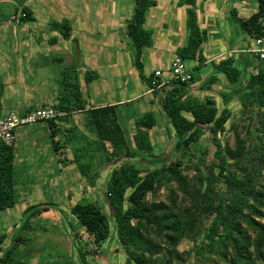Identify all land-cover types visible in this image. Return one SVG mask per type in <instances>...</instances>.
<instances>
[{
    "label": "trees",
    "instance_id": "16d2710c",
    "mask_svg": "<svg viewBox=\"0 0 264 264\" xmlns=\"http://www.w3.org/2000/svg\"><path fill=\"white\" fill-rule=\"evenodd\" d=\"M133 3L126 34L134 48V63L139 77L154 90L152 79L142 74L140 59L142 50L153 45L152 31L145 28V23L148 11L156 6V2L133 0ZM183 4L192 6L194 0L178 2V6ZM22 14L21 23L33 21L27 7L22 8ZM186 14L187 42L176 55L184 61L196 60L200 64L203 60L200 47L206 40V33L200 30L193 8L189 7ZM263 15L264 0H258V12L248 20L238 22L242 30L253 38L263 36L259 24ZM51 24L64 40L70 38L71 28L67 21ZM213 66L226 76L230 84L239 86L237 92L245 93L243 108L247 114L253 110L250 118L253 116L257 122L254 128L257 139L249 142L241 135L238 126L232 124L230 130L234 135V147L226 145L222 148L220 145L217 135L225 132L232 115L228 107L230 95L222 96L224 108L219 113L211 98L199 103L195 99H183V88L174 87L166 91L162 107L175 133V151L185 156L191 155L189 163L196 175L193 178L183 175L186 169L184 157L151 171L122 164L112 172L105 196L115 221L118 244L126 256L125 264H172V255L178 243L196 234L203 237L202 245L194 251L196 261L207 264H264V69L244 80L230 61ZM75 73L74 69L62 72L60 84L63 94L55 110L66 114L85 110L86 103L81 99ZM96 78L94 73L85 74L86 83ZM213 83L214 79H211L208 84ZM173 85L184 87L188 84ZM114 111L113 107L88 111L89 125L100 144L110 147L107 161L136 159L141 154L153 158L148 131L155 126L154 117L147 114L136 122L137 130L131 147L116 122ZM185 114L190 115L191 119H187ZM55 120L46 123L50 129L51 144L57 151V143L53 141L57 133ZM243 130L247 134L251 132L245 127ZM205 131L210 135L214 150L202 170L204 156L209 152L200 150ZM14 159L13 145L6 146L0 142V212L13 208L15 204ZM194 159L196 163H193ZM170 182L176 187L169 191L167 202L146 199L148 195L154 199L160 188ZM176 190L181 193L180 198ZM46 211V207L32 206L25 210L24 215L28 220ZM70 212L97 249L106 243L110 236V224L96 203H77ZM205 220L209 224L204 229ZM27 224L29 222L25 221L24 228ZM5 239V235L0 236V264H19L14 262L12 253L25 239L15 238L7 249L4 248ZM79 253L81 264H88L86 253ZM165 253L167 257L163 260L160 256ZM189 256L190 252L181 255L180 261L186 264Z\"/></svg>",
    "mask_w": 264,
    "mask_h": 264
},
{
    "label": "crops",
    "instance_id": "0c3cea01",
    "mask_svg": "<svg viewBox=\"0 0 264 264\" xmlns=\"http://www.w3.org/2000/svg\"><path fill=\"white\" fill-rule=\"evenodd\" d=\"M180 1L183 0H155L156 6L147 13L145 28L152 31L153 45L142 50L140 60L142 74L145 78L152 79L154 90L139 77V73L136 75L137 69L130 53L128 59H124V61L128 60V66H123L120 57L122 51L127 52V48L134 50L126 34V26L133 11L128 8L126 0H76V7H69L68 2L61 0L63 9L60 12L53 3L40 0L38 8L30 11L33 18V21L27 22L30 26L22 23V26L10 27L7 22L0 25V56L2 57L0 68L2 70L4 68L5 80V82L0 81V117L10 111L26 113L44 107L54 108L58 105L63 94L60 84L62 77H58V74L56 77V72L52 71L51 66L54 63L59 65L66 63L64 70H76L81 99L86 103L85 110L64 113L63 116L56 118L54 126L56 130H60L53 139L58 144L57 153L52 148L50 139L37 138L36 134L42 132L41 127L23 131L21 134L16 132L14 153L15 146L17 151L24 150V162L27 161L26 165H28L24 175L31 179L32 184H45L44 181H47L45 187L49 191L67 192L68 198L73 196L72 192L83 191L82 187L85 183H82L84 179L79 171L87 174L86 165H81L78 171L68 155H74L76 152L75 160H79L86 154L91 160L98 158L95 157L98 150H101L103 155L111 151L109 145L100 144L93 128L89 125L88 111L113 107L116 122L126 139L128 138L121 123L124 122L129 128V139H133L137 130L136 122L140 120L136 119L135 113L139 111L143 113V117L151 114L155 126L148 131V138L165 139L166 134L171 132L176 139L162 107L166 91L174 87L183 88L185 92L183 99H195L202 103L206 98H211L215 101L217 109L224 108L222 96L228 94L231 96L228 107L231 108L235 100L233 96L239 86L230 84L226 76L217 71L213 65L230 61L240 78L244 80L264 69V64L250 52L253 48V37L245 33L238 22L248 20L258 12V0H194L192 6L187 4L178 6ZM20 4L23 6L24 3L20 1ZM189 7L196 13L200 30L206 33V40L200 47L203 60L200 64L196 60L191 61L193 81L187 86L161 85L164 78L156 79L154 73L166 72L172 58L177 56L178 49L186 45L188 37L186 11ZM45 12H47L46 17L42 18ZM66 16L69 18L66 19ZM3 19L4 17L0 16V21ZM63 21H67L71 28L70 38L67 40H64L51 24H59ZM6 32H8L7 38L3 39L5 37L3 34ZM54 40L57 42L52 43ZM122 43L126 49H122ZM59 46L63 47L62 50L65 51L63 54L57 53L58 49L53 50ZM146 67L150 70L148 75L145 74ZM86 73H94L97 78L86 83ZM136 78L141 82V86H144L141 95L136 94L134 89H129L130 83L136 82ZM211 79H214V83L208 84ZM245 83L244 81L243 85ZM143 97L148 99L140 103ZM184 116L191 119L188 114ZM156 117L164 128H168L165 135L155 129L158 125ZM46 125L49 137L50 129L48 124ZM61 133L68 136L66 143H62L65 138L60 139ZM75 139H85L86 144L90 146L76 147ZM104 170L101 169L100 175L92 182H86L87 189H102V191L105 189L106 192L111 175ZM91 173L95 176L97 170L88 171V177ZM43 176L47 179H42ZM36 178H38L37 182ZM47 203L42 200L38 205L33 206L42 207Z\"/></svg>",
    "mask_w": 264,
    "mask_h": 264
},
{
    "label": "rangeland",
    "instance_id": "374dc122",
    "mask_svg": "<svg viewBox=\"0 0 264 264\" xmlns=\"http://www.w3.org/2000/svg\"><path fill=\"white\" fill-rule=\"evenodd\" d=\"M20 1H22L23 6H20ZM40 0H3L0 1V16H3V21H0V25L4 22H7L9 26H22V23L20 22V18L22 17V8L27 7L30 11L34 8H38ZM50 3L54 4V7H57L59 9V12L61 9H63V6H61V0H47ZM63 2H68L69 7H76L77 3L76 0H62ZM127 6L130 9V11L133 10V0H126ZM69 2H73L72 4ZM76 5V6H75ZM72 10V9H71ZM47 12L43 13L44 16L42 18L46 17ZM68 13V10L66 11ZM69 16V15H68ZM66 19L69 17H65ZM6 24V23H4ZM30 23H27L26 25H29ZM52 30V28H51ZM7 33H4L5 36L3 39L7 38ZM11 34V32H10ZM57 42V41H56ZM57 51L59 54H63L65 52L62 46H59V48L53 49L54 51ZM122 49H126L125 45L122 43ZM127 52L123 53L121 52L120 57L122 58L123 66H128V59L130 53V57L134 60V50L132 48H127ZM0 62L2 63V57L0 56ZM4 63V61H3ZM134 65V64H133ZM66 66V63L64 64H56L54 63L52 67V71L56 72V77L58 74V77H62V72L64 71V67ZM186 66L188 69L192 68V62L188 61L186 62ZM1 67V66H0ZM63 67V69H61ZM11 70V68H10ZM76 71V70H75ZM59 72L60 75H59ZM150 72L149 67H146L145 74L148 75ZM4 68L3 70L0 68V81L5 82L4 80ZM138 71L136 70V75ZM77 74V72H76ZM132 78V77H131ZM58 81L60 79H57ZM129 89H134V92L136 94L142 93L144 86H141V82H139L136 78V82L130 83ZM235 97V100L232 102L231 108H229L232 112V115L230 117V120L227 122L225 126V132L220 133L217 135V140L219 141L222 148H224L226 145L229 148L234 147V135L233 132L230 130V126L232 124H235L238 126L239 131L241 132V135L244 138H248L250 141H256L257 139V133L254 131V128L257 126L256 120H254L253 116L252 119L250 118L252 111L248 114L245 113L246 110L243 108V102L246 97L245 93L237 92L233 96ZM148 98H142L140 100V103L144 102ZM221 103V102H220ZM221 108V105L219 106ZM219 113L222 111V109H218ZM70 114V113H69ZM136 119L143 118V113L136 112L135 113ZM158 125L155 129H158L159 132L161 131L164 135L167 133L168 128H164L162 125V122L157 119ZM47 123L40 122L36 125H31L23 128H19L16 132L17 134H21L23 131L38 129V127H41L42 132L40 131L37 135L38 139H50V136L48 137V129H47ZM122 129H124V132L126 133V139L131 147H133L132 141L133 139H129V128L123 123H121ZM243 127L248 128L250 134H247L246 131L243 130ZM167 129V130H166ZM56 130V129H55ZM60 131V130H59ZM56 130V132H59ZM171 131V128H170ZM64 132V131H62ZM56 133V134H57ZM79 134V133H77ZM167 138L165 139H149L151 145H152V157L148 158L145 154H141V157L136 159H117L113 161H107V154L109 152H106L105 155L101 150L97 151L98 158L95 159H89L88 156L83 155V157L79 158V160H75L76 156L74 155H68L71 159V162L76 165L77 170H80L81 165H86V173L82 171V178L84 179V187H82L83 191L80 190L77 193H73V198L67 196V192L63 191H49L45 186L47 185V181H44L45 184L38 183V185H35V183H31V179L27 178L24 174L26 173V165L27 161H25L24 156V150H16L15 146V160H14V170H15V193H14V200L15 204L13 208L5 210L3 212H0V236L5 235L6 239L4 242V248H9L10 245L13 243V240L17 237H21L25 239V241L19 245L15 251L12 253V257L14 259V262H18L19 264H81V259L79 256V251L86 253V261L88 264H125V254L124 251L121 249V247L118 244L117 236H116V227H115V221L113 220V217L111 216V210L107 206V200L105 197V192L102 189L99 190H89L86 188L87 183L90 181L92 182L93 179H96L98 175H100L101 169H105L108 171L109 175L112 174L113 171L119 169V167L122 164L125 165H132L136 168L142 170V171H151L155 168H160L162 166L167 165L168 162L176 159V158H182L185 162L186 169L183 171V175L187 176L188 178H193L196 175L195 170L192 168L191 163L189 161L191 160V155L185 156V154L177 153L175 151L174 145L176 139L174 138L173 134L168 133L166 134ZM57 136V135H56ZM65 138V139H63ZM68 136H64V133H61L60 139H63L64 143L67 141ZM202 148L201 151L209 150L208 154L204 156V162L205 164L202 165L201 169L203 170V167L208 164L210 158L212 157V152L214 150L211 141H210V135L205 131L203 137H202ZM51 141V140H50ZM49 143V142H48ZM66 143V142H65ZM58 145V144H57ZM74 145L76 147L83 146L85 148L89 147L90 144H86L85 139H75ZM53 148V146H52ZM61 148L64 149V146L61 145ZM58 150L56 151V153ZM83 154V152L81 153ZM77 155V154H76ZM104 157L101 159V157ZM43 162V161H42ZM197 160L194 159L193 163H196ZM60 163H64V161H60ZM101 165L102 167H100ZM99 166V167H98ZM99 168V169H98ZM97 170V174L95 176L89 175L88 177V171H94ZM104 170V171H105ZM75 173H77L75 171ZM42 179H47L44 176ZM38 178H36L37 182ZM87 182V183H86ZM264 183V180H263ZM176 185L172 182L165 183L163 187L160 188V190L157 192L156 197L152 199L150 195L147 196L148 201H154V202H167L166 197L169 194V191L172 189H175ZM177 191V190H176ZM176 195L178 198H180L182 195L179 191H177ZM47 201V204H41L42 207L46 205V208L48 211L43 212L40 216H33L29 217L27 220V217L24 215V212L29 207H32L35 204H39V201L42 202ZM77 203H96L102 210V212L107 216L109 224H110V236L109 239L106 241L104 245H102L99 249L95 247L93 244L90 236H88L84 229L80 227L77 220L74 216L71 215V208L77 204ZM50 204V205H49ZM41 207V208H42ZM39 217V218H37ZM34 218H37L35 220ZM28 221L29 224L26 228H24V222ZM204 229L207 228L209 222L205 220L204 222ZM23 226V227H22ZM203 237L202 235L198 236L197 234L193 237H188L182 239L177 247L175 252L173 253V262L172 264H185L181 260V255H184L186 253L190 252L189 259L186 264H207L205 262H202L200 260L196 261L194 257V251L195 249H198L202 245ZM93 251L95 253H93ZM35 254V255H34ZM206 255V254H205ZM167 257V254H163L160 256V258L163 260Z\"/></svg>",
    "mask_w": 264,
    "mask_h": 264
},
{
    "label": "built area",
    "instance_id": "2783aa9c",
    "mask_svg": "<svg viewBox=\"0 0 264 264\" xmlns=\"http://www.w3.org/2000/svg\"><path fill=\"white\" fill-rule=\"evenodd\" d=\"M259 24L264 34V15L259 19ZM250 52L254 54L258 61L264 64V35L253 38V48ZM154 77L156 79L163 77L164 81L161 85H170L173 83L188 84L193 76L192 70L187 68L186 62L179 56H174L167 71H157L154 73ZM63 115V112L52 107L39 108L26 113L10 111L0 117V142L6 146H12L15 142L16 131L19 128L47 122Z\"/></svg>",
    "mask_w": 264,
    "mask_h": 264
}]
</instances>
